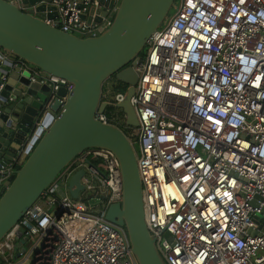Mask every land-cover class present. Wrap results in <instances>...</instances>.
<instances>
[{
    "label": "built area",
    "instance_id": "1",
    "mask_svg": "<svg viewBox=\"0 0 264 264\" xmlns=\"http://www.w3.org/2000/svg\"><path fill=\"white\" fill-rule=\"evenodd\" d=\"M8 1L22 10L28 7ZM115 3L100 15L98 0H47L55 15L42 20L79 36L95 35L110 23L108 10ZM97 15L100 19L93 21ZM145 44L133 65L137 75L129 96L138 124L128 136L123 112L122 119L105 108L93 116L118 126L129 141L133 134L144 222L162 261L264 264V0H177ZM0 65L28 69L30 80L46 82V102L59 85L65 93L71 88L67 79L2 48ZM123 95L124 90L108 84L100 98L117 106ZM58 96L63 100L65 94ZM43 112L33 119L21 149L0 163V184L18 166L35 127H46ZM81 164L86 168L83 187L72 197L65 184ZM90 195L94 205L102 204L98 212L86 201ZM120 196L116 157L108 149L85 148L1 236L0 260L138 264L124 226L104 217L108 203Z\"/></svg>",
    "mask_w": 264,
    "mask_h": 264
},
{
    "label": "water",
    "instance_id": "2",
    "mask_svg": "<svg viewBox=\"0 0 264 264\" xmlns=\"http://www.w3.org/2000/svg\"><path fill=\"white\" fill-rule=\"evenodd\" d=\"M20 1L28 5L26 10L0 0V48L67 79L71 88L65 93L59 85L51 101L46 102L49 94L46 82L30 80L28 69H4L6 76L0 89V163L16 152L42 110L41 124L46 127L43 130L35 127L18 166L0 184V238L61 169L85 148L100 147L113 153L121 175L120 199L108 203L104 217L124 226L138 264H164L154 236L145 226L134 147L122 129L94 118L93 114L105 108L107 102L100 98L101 86L113 74L126 85L123 98L116 103L124 122L129 126L138 124L129 102L137 75L133 65L149 34L164 19L174 0H98L96 10L100 15L116 3L110 23L89 36H79L44 22L42 16L55 15L53 6L45 4L47 0ZM99 19L98 15L93 17V21ZM63 94L64 99L60 100L58 95ZM10 140L15 145L9 144ZM84 162L96 168L89 158H84ZM85 171L81 164L68 176L65 186L72 197L83 187L80 177Z\"/></svg>",
    "mask_w": 264,
    "mask_h": 264
},
{
    "label": "rangeland",
    "instance_id": "3",
    "mask_svg": "<svg viewBox=\"0 0 264 264\" xmlns=\"http://www.w3.org/2000/svg\"><path fill=\"white\" fill-rule=\"evenodd\" d=\"M176 2H177V0H174V2H173V6L174 7H175V3ZM173 10H174V8L172 7L171 13L173 12ZM108 12L109 13L112 12V14H113V10H111V8H109ZM167 17H168V15L166 14L163 20H166ZM145 46H146V44L144 43V45L141 48V51L142 52L145 50ZM111 81H112V78H108L107 77V80L104 81V84L107 86L109 84V82H111ZM108 112H109L110 115L114 116L115 118L117 117L118 119H120V118L122 119V116H120V113H122V111H121V109H120L119 106H112L109 109ZM130 141L132 142V145H133L134 149H137V144L133 141V134L130 136ZM94 162H97V161L94 160ZM86 201L87 202L89 201V203L92 204V206L90 207V209L92 211H94V212H98L99 207H102V204H99V205H94L93 204V202H94L93 195L88 196L86 198ZM40 205L43 206V207L45 206V204L43 202H41V201H40ZM28 243L29 242H24V247H28ZM0 264H4V262L0 260Z\"/></svg>",
    "mask_w": 264,
    "mask_h": 264
},
{
    "label": "trees",
    "instance_id": "4",
    "mask_svg": "<svg viewBox=\"0 0 264 264\" xmlns=\"http://www.w3.org/2000/svg\"><path fill=\"white\" fill-rule=\"evenodd\" d=\"M172 7L174 8L173 4H172L171 7L169 8V10H168V12H167V15L171 14ZM141 52H142V51L140 50V51H139V54H141ZM108 78H112V81L109 82V86H112L113 89H115V88H118V89H120V90H124V89H125V86H126L125 83L122 82V81L117 80V79L114 77L113 74L110 75V76H108ZM105 80H107V78H106ZM105 80H104V81H105ZM104 81H103V83H102L101 90H104V87L106 86V85L104 84ZM119 82H121V84H120ZM111 107H112L111 105H106L104 111L108 113V111H109V109H110ZM132 129H133L132 126H127V127H125V128L123 129V131L129 136V135H130L129 132H130Z\"/></svg>",
    "mask_w": 264,
    "mask_h": 264
},
{
    "label": "crops",
    "instance_id": "5",
    "mask_svg": "<svg viewBox=\"0 0 264 264\" xmlns=\"http://www.w3.org/2000/svg\"><path fill=\"white\" fill-rule=\"evenodd\" d=\"M2 69H4V67H1V65H0V71H1ZM7 100H9V98H7ZM29 135H30V134H29V131H28V132L23 136L22 141H20V143H19V147L16 149L17 151H18L19 149H21V147H22V143H21V142H23V141H24ZM9 144L15 145L13 140H10V143H9ZM17 151H16V153H17ZM16 153H15V154H16Z\"/></svg>",
    "mask_w": 264,
    "mask_h": 264
},
{
    "label": "flooded vegetation",
    "instance_id": "6",
    "mask_svg": "<svg viewBox=\"0 0 264 264\" xmlns=\"http://www.w3.org/2000/svg\"><path fill=\"white\" fill-rule=\"evenodd\" d=\"M121 84V82H119Z\"/></svg>",
    "mask_w": 264,
    "mask_h": 264
}]
</instances>
